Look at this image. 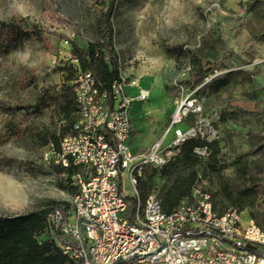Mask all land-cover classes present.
<instances>
[{
	"label": "rangeland",
	"instance_id": "obj_1",
	"mask_svg": "<svg viewBox=\"0 0 264 264\" xmlns=\"http://www.w3.org/2000/svg\"><path fill=\"white\" fill-rule=\"evenodd\" d=\"M107 6L108 0H0L1 23L23 17L43 28L49 41L44 45L34 35L22 36L7 47L0 29V214H21L46 199H72V191L59 186L62 178L44 164L37 139L41 129L60 130L58 105L31 113L25 106L45 88L59 92L74 75L70 41L86 47L99 40L100 11ZM51 14L65 22L53 24ZM112 23L125 75L147 80L153 91L150 101L132 105L133 147L147 152L160 138L178 95L175 80L196 89L220 148L216 169L207 161L197 166L199 185L218 208L231 204L224 193L228 185L237 204L264 227V0H115ZM171 46L195 52L201 63L168 51ZM223 78L227 84L215 90L211 83ZM125 89L138 93L129 85ZM188 171L180 162L166 174L149 167L137 189L143 199H161L165 186ZM123 179L125 192L133 196L129 177Z\"/></svg>",
	"mask_w": 264,
	"mask_h": 264
},
{
	"label": "built area",
	"instance_id": "obj_2",
	"mask_svg": "<svg viewBox=\"0 0 264 264\" xmlns=\"http://www.w3.org/2000/svg\"><path fill=\"white\" fill-rule=\"evenodd\" d=\"M119 65L121 80L113 83L111 98L92 71L78 69L71 82L78 118L59 145L44 146L43 162L63 168V176L78 167L71 175L75 192L69 207L49 213L45 236L80 264H264V227L248 210L229 206L219 211L211 192L200 185L170 212L160 198L141 197L138 180L147 168L166 166L191 138L206 142L194 149L206 160L218 136L203 116L196 89L175 80L178 95L160 138L147 152H138L132 145L131 108L149 100L151 89L139 77L125 75L120 58ZM190 69L191 64L182 75ZM127 85L138 93L127 94ZM124 175L133 196L124 190Z\"/></svg>",
	"mask_w": 264,
	"mask_h": 264
},
{
	"label": "trees",
	"instance_id": "obj_3",
	"mask_svg": "<svg viewBox=\"0 0 264 264\" xmlns=\"http://www.w3.org/2000/svg\"><path fill=\"white\" fill-rule=\"evenodd\" d=\"M114 9L115 0H108L106 10L100 11L104 35L99 40L90 41L86 47L81 46L74 40L70 41L73 58H77L78 62H72L70 65L74 75H68V81L64 82L60 91L54 92L50 88H45L37 95L35 103L30 108L25 106V113H31V108L40 110L53 104L58 105V113L63 123L60 125L59 131L51 129L38 131L37 139L43 147L51 142L59 145L61 137L70 131L78 118L76 94L74 85L71 83L75 79L78 69L92 71L98 79L100 90L107 92L110 98L113 83L116 80H121L119 55L113 45L114 27L112 17ZM50 21L53 24H61L65 22V19L56 14H51ZM0 29L4 31L7 47L13 45L20 37L30 35H34L44 45L49 43L45 30L38 25L28 24L23 17L11 20L8 23L0 22ZM168 51L186 53L194 64L201 63V58L195 52L185 49L183 46H171ZM227 82L226 78L217 79L211 85L215 90H218ZM205 143L203 140L191 138L180 146L176 156L166 166L160 170L153 169L166 174L176 162H180L189 169L186 175L176 176L163 189L161 203L166 212L176 208L184 198L192 194L194 187L199 185L200 173L197 168L199 163L207 161L213 169H216L214 161L220 153L217 140L210 143L212 151L208 159H201L194 152L195 147ZM52 169L62 178L59 181V186L63 189L69 188L74 193L75 189L72 185L71 175L78 170V167L70 168L66 176H63V168L55 166ZM139 180L138 184H142ZM224 193L231 203L226 207L218 208L212 196L219 211L222 212L229 206L244 209L237 204L232 189L228 185H225ZM128 199L133 200L132 197H128ZM61 206L69 207L70 202L46 199L38 208L21 214H0V264H80L65 254L54 239L45 236L49 227V213Z\"/></svg>",
	"mask_w": 264,
	"mask_h": 264
},
{
	"label": "crops",
	"instance_id": "obj_4",
	"mask_svg": "<svg viewBox=\"0 0 264 264\" xmlns=\"http://www.w3.org/2000/svg\"><path fill=\"white\" fill-rule=\"evenodd\" d=\"M140 84L141 85H143L144 87H147L148 85V82H147V80H145V79H143V78H141L140 77ZM149 88H151V87H149ZM136 89V88H135ZM152 92L153 91H151V94H152ZM150 97H151V95H150ZM148 101H150V98H149V100ZM150 110H152V109H149V110H146V111H150ZM135 118V117H134ZM132 143H134V141H133V138H132Z\"/></svg>",
	"mask_w": 264,
	"mask_h": 264
}]
</instances>
